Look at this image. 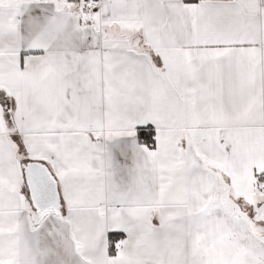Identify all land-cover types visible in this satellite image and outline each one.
Instances as JSON below:
<instances>
[{"label":"snow or ice","instance_id":"snow-or-ice-1","mask_svg":"<svg viewBox=\"0 0 264 264\" xmlns=\"http://www.w3.org/2000/svg\"><path fill=\"white\" fill-rule=\"evenodd\" d=\"M0 264H264V0H0Z\"/></svg>","mask_w":264,"mask_h":264}]
</instances>
